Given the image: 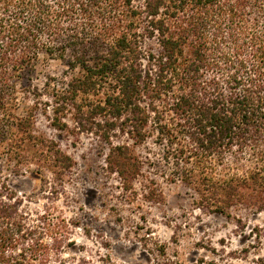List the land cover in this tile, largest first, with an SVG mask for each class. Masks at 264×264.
I'll return each mask as SVG.
<instances>
[{
	"label": "trees",
	"instance_id": "16d2710c",
	"mask_svg": "<svg viewBox=\"0 0 264 264\" xmlns=\"http://www.w3.org/2000/svg\"><path fill=\"white\" fill-rule=\"evenodd\" d=\"M40 60L63 76L35 86ZM38 114L97 136L126 193L151 183L150 141L202 211H264V0H0V264H65L67 226L33 218L3 173L51 192L73 168Z\"/></svg>",
	"mask_w": 264,
	"mask_h": 264
},
{
	"label": "rangeland",
	"instance_id": "374dc122",
	"mask_svg": "<svg viewBox=\"0 0 264 264\" xmlns=\"http://www.w3.org/2000/svg\"><path fill=\"white\" fill-rule=\"evenodd\" d=\"M64 70L59 60H40L33 84L41 87L47 75L61 77ZM19 96L23 113L30 99ZM35 127L73 158L68 176L47 192L39 179L8 169L3 173L9 186L25 196L33 218L48 207L50 216L67 226L61 255L65 264L264 263V211L241 208L230 218L202 211L190 189L166 179L168 170L158 159L161 151L152 142L138 148L143 160L156 162L143 165V175L151 183L139 178L129 194L114 174L107 173V148L97 136L76 130L70 120L68 130L54 129L42 114ZM147 188L157 189L154 199L147 197Z\"/></svg>",
	"mask_w": 264,
	"mask_h": 264
}]
</instances>
